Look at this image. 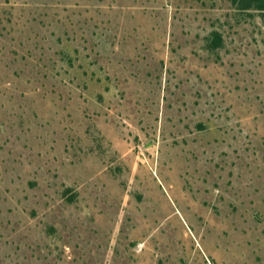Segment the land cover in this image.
<instances>
[{"label":"rangeland","instance_id":"374dc122","mask_svg":"<svg viewBox=\"0 0 264 264\" xmlns=\"http://www.w3.org/2000/svg\"><path fill=\"white\" fill-rule=\"evenodd\" d=\"M255 5L0 0V264H264Z\"/></svg>","mask_w":264,"mask_h":264},{"label":"trees","instance_id":"16d2710c","mask_svg":"<svg viewBox=\"0 0 264 264\" xmlns=\"http://www.w3.org/2000/svg\"><path fill=\"white\" fill-rule=\"evenodd\" d=\"M232 2L239 4L241 7H246L248 4H256V8L264 9V0H232ZM220 43V35L218 33H213L212 39L210 41V47H216Z\"/></svg>","mask_w":264,"mask_h":264}]
</instances>
